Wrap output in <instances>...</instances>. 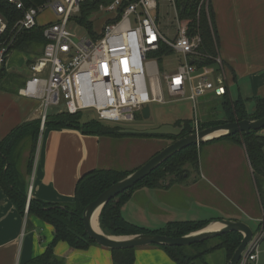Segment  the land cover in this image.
Listing matches in <instances>:
<instances>
[{"label": "crops", "instance_id": "0c3cea01", "mask_svg": "<svg viewBox=\"0 0 264 264\" xmlns=\"http://www.w3.org/2000/svg\"><path fill=\"white\" fill-rule=\"evenodd\" d=\"M210 2L219 36L218 55L224 62L227 77L225 93L233 100L243 99L251 113L254 99L264 96V0ZM12 52L0 77V140L19 125L40 120L38 101L19 94V89L32 74L31 61L40 54L24 51L28 57L13 59ZM16 65L22 69L26 66V75L10 70ZM202 97L196 108L193 105L194 124L200 119L199 104L206 115V102H222V96L214 93ZM212 107L216 110L215 105ZM219 115L222 118L223 112ZM177 120L184 119L176 118V123ZM176 123L174 126H178ZM162 124L165 123H152L143 129ZM260 134L264 135V129ZM165 143L164 139L156 137L114 138L84 134L76 128L40 126L32 171L26 175L28 201L37 198L71 203L75 200L77 183L86 173L96 169L135 170L161 151ZM27 153L29 156V151H25L21 165L24 174ZM244 175L247 182L241 181ZM257 202L260 211L248 209ZM122 213L127 219L156 230L172 221L217 218L244 221L242 214L259 222L262 208L244 147L225 139L201 144L199 167L191 171L186 181L164 188H136L123 204ZM54 236L52 224L28 212L21 215L0 185V264H25L43 254ZM54 252L65 264H113L111 250L99 245L76 249L60 241ZM227 262L226 250L217 249L196 260L195 264ZM134 264L174 262L164 249L152 245L136 249Z\"/></svg>", "mask_w": 264, "mask_h": 264}, {"label": "built area", "instance_id": "2783aa9c", "mask_svg": "<svg viewBox=\"0 0 264 264\" xmlns=\"http://www.w3.org/2000/svg\"><path fill=\"white\" fill-rule=\"evenodd\" d=\"M8 1L22 12V17L7 34L8 21L0 11V70L21 32L40 27L45 38L40 55L31 62V76L19 89L21 96L38 101L41 127L52 108L60 105L70 114L95 112L98 120L107 124L135 122L143 116L145 106L167 102L161 88L163 80L171 97L186 96L188 90L186 97L194 108L209 91L216 96L225 94L222 58L217 55L213 64L202 63L206 56L201 52V37L181 19L176 0H166L176 12V34L172 39L159 26L161 0H48L39 6ZM88 4L95 6L93 13L102 15L101 30L91 29L90 36L77 41L68 23L79 19ZM47 9L59 20L39 23V15ZM163 48L179 55L180 62L175 71L163 72L162 80L156 54ZM195 128L200 130L198 121ZM263 243L264 213L260 231L253 233L238 264H261Z\"/></svg>", "mask_w": 264, "mask_h": 264}, {"label": "trees", "instance_id": "16d2710c", "mask_svg": "<svg viewBox=\"0 0 264 264\" xmlns=\"http://www.w3.org/2000/svg\"><path fill=\"white\" fill-rule=\"evenodd\" d=\"M26 6H39L48 0H22ZM181 19L189 23L190 30L198 33L201 37V52L206 56L202 63L213 64L214 58L218 55L219 36L215 25V14L211 2L206 0H176ZM94 5H86L84 12H93ZM0 11L8 21V32L15 23L22 17V12L12 5L8 0H0ZM90 28L92 23L84 20ZM89 15V14H88ZM45 45L42 28L36 27L32 30L21 32L15 44L10 50H35ZM172 53L163 48L156 55L161 61L163 55ZM32 62V61H31ZM4 72V67L0 70ZM220 103L222 118L198 120L199 129L232 122L236 120H253L264 116V96L254 99V111L249 113L245 101L241 98L233 100L228 93L222 95ZM82 113L70 114L67 112H54L49 114L45 127L76 128L84 134L108 136V137H156L170 140L171 143L178 138L195 132L193 120H177V125H183L181 136L172 135H146L126 134L122 132L121 125H111L100 120H88L81 122ZM41 121L33 120L23 123L13 129L5 138L0 140V185L6 195L12 201L21 215H25L28 208V215H36L44 221L52 224L55 229L53 241L46 248L45 252L25 264H65V260L54 252L55 245L60 241L67 242L76 249H88L92 245H98L91 239L84 227L82 214L84 208L95 200L104 190L116 183L132 171H121L116 169H96L86 173L77 183L75 200L71 203L47 202L37 198L28 201L26 175L30 174L33 167L36 147L40 132ZM260 131L250 133H238L219 140L230 139L242 145L252 167L253 176L260 205L264 213V135ZM215 141V140H214ZM31 144L29 156L26 160V174L21 170L23 156L28 144ZM192 145L176 153L166 160L160 167L150 175L138 182L135 186L113 198L102 209L99 222L106 234L132 235L140 233H158L167 236L178 237L203 227L207 221H172L165 227L151 230L141 226L129 219L122 213L123 204L130 198L131 193L139 187L164 188L174 183H181L187 180L192 170L199 167V147ZM242 235L239 232H229L221 236L193 244L190 246H163L153 245L164 249L173 260L174 264H195L196 260L217 249H225L228 261L232 258L235 250L240 245ZM113 264H134L136 249H110Z\"/></svg>", "mask_w": 264, "mask_h": 264}, {"label": "water", "instance_id": "95a60500", "mask_svg": "<svg viewBox=\"0 0 264 264\" xmlns=\"http://www.w3.org/2000/svg\"><path fill=\"white\" fill-rule=\"evenodd\" d=\"M193 63V62H191ZM151 115L149 105L143 109V116L149 119ZM264 129V116L258 119H245L226 122L192 132L184 137L178 138L174 142L165 146L161 151L151 157L147 162L130 172L128 175L112 184L104 190L95 200L90 202L83 210L82 221L88 236L95 240L99 246L108 249H129L141 248L152 245L163 246H190L197 244L229 232H239L242 235L240 245L235 250L232 258L227 264H238L246 249V246L253 237L252 227L244 221L237 219H213L203 227L190 231L182 236L173 237L158 233H140L132 235H112L106 234L99 222V216L104 206L113 198L135 186L138 182L150 175L155 169L160 167L166 160L192 145H201L206 142L219 140L238 133H250ZM126 134H146V135H172L179 137L183 132V125L162 124L154 128L133 129L124 127ZM98 215V228L94 226V218ZM219 224L217 228H213Z\"/></svg>", "mask_w": 264, "mask_h": 264}, {"label": "rangeland", "instance_id": "374dc122", "mask_svg": "<svg viewBox=\"0 0 264 264\" xmlns=\"http://www.w3.org/2000/svg\"><path fill=\"white\" fill-rule=\"evenodd\" d=\"M207 2V0H206ZM85 13H87V17H85L84 20H87L88 22L92 23V28L87 27L84 23H82L79 19L75 18V19H71L70 22L68 23V30L72 33V36L75 40L79 41L85 37H88L91 35L90 30H94V31H100L101 30V26H102V15L99 12H84L83 9L81 10V13H79V16H85ZM158 18H159V26L160 29L169 37V38H174L175 34H176V12L174 10V8L172 6H170L169 2L166 0H161L159 3V9H158ZM89 14V15H88ZM59 17L57 15H55L53 13V11L51 9H47L45 12H43L42 14L39 15L38 17V21L39 23H46V22H50V21H58ZM90 28V29H89ZM28 52L32 53V54H40L41 53V47H38L35 50H28ZM12 56L11 58L13 59H25L27 56V54L22 51V50H14L12 52ZM180 62V56L176 55L175 53H170L165 55L161 61H158L159 67L161 69V78L163 80V72H168L171 73L173 71L176 70V68L178 67V64ZM25 69L21 68L20 66H17L15 68H11L9 66V69L12 71H18L21 72L22 71V75H26L25 71H26V66H24ZM164 70V71H163ZM224 71V72H223ZM222 74L226 75L225 70L223 69L221 71ZM219 72L218 77H220ZM20 77V76H19ZM23 77V76H21ZM227 78V77H226ZM161 88L163 89V94H164V98L167 101L166 103H158V102H153L149 105L150 107V112H151V117L149 119L144 118V116L139 115V118L137 119V121L135 122H131V123H126V124H111V125H121L123 127H128V128H133V129H143L144 127L148 126V125H152L153 124H160V123H165V124H169V125H174L176 123V118H180V119H184V120H193L194 119V108H193V104L190 100L187 99L186 96H188L189 92L187 90V94L186 96L183 97H171L168 94L167 88H166V83L163 80L162 84H161ZM212 91L207 92L203 97L207 98L209 96L212 95ZM202 97V98H203ZM200 101V100H199ZM213 105L216 106V110L213 109ZM206 107H207V111L205 112L206 115L203 114V112H201V106L199 104L198 106V114L200 116V119L202 120H206V119H217V118H221L220 117V111H221V107H220V101H212V102H206ZM67 112L66 109L64 108L63 105H60L58 107H54L52 108L51 113L54 112ZM88 120H98V116L95 112H84L81 116V122H85ZM105 124V122H103ZM159 139V138H158ZM160 139H164V138H160ZM166 141L165 146H167L168 144L171 143L170 140L164 139ZM30 148H31V144L29 143L26 146V151L30 152ZM28 156V153L26 154V158ZM240 180V178H238ZM241 181L242 182H247V176L244 175L243 177H241ZM249 210H252V212H256L257 209L259 210V204L258 202L256 203V205L254 204L253 207L249 206L248 207ZM263 214V212H262ZM261 217V216H260ZM242 219L249 224L253 231L256 233L258 231H260V220L255 221L252 218H249L248 216L242 214ZM263 247H264V243H263ZM261 264H264V253L261 256Z\"/></svg>", "mask_w": 264, "mask_h": 264}, {"label": "bare ground", "instance_id": "6f19581e", "mask_svg": "<svg viewBox=\"0 0 264 264\" xmlns=\"http://www.w3.org/2000/svg\"><path fill=\"white\" fill-rule=\"evenodd\" d=\"M93 223H94L95 228H98V215L95 216ZM219 226H220V225L217 224V225H215L213 228H217V227H219Z\"/></svg>", "mask_w": 264, "mask_h": 264}]
</instances>
